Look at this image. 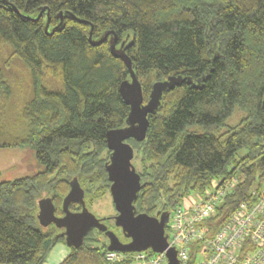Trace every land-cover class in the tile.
I'll return each instance as SVG.
<instances>
[{
    "label": "trees",
    "instance_id": "1",
    "mask_svg": "<svg viewBox=\"0 0 264 264\" xmlns=\"http://www.w3.org/2000/svg\"><path fill=\"white\" fill-rule=\"evenodd\" d=\"M60 12L65 25L52 31ZM91 26L93 39L113 30L119 43L133 41L127 53L144 102L158 80L193 79L164 93L143 141L128 139L143 183L137 212L171 214L191 193L234 175V191L202 223L213 234L241 202L256 199L252 188L264 187V0H0V51L8 46L33 82L11 127L5 117L12 91L0 66V148H31L41 166L0 179V264H43L65 242L54 224H39L42 197H51L60 215L73 177L88 207L110 192L106 133L126 124L130 108L119 85L129 70L108 40L89 42ZM236 110L239 122L218 133ZM107 245L93 229L59 264L130 262L108 261ZM200 245L191 244L190 264Z\"/></svg>",
    "mask_w": 264,
    "mask_h": 264
},
{
    "label": "water",
    "instance_id": "2",
    "mask_svg": "<svg viewBox=\"0 0 264 264\" xmlns=\"http://www.w3.org/2000/svg\"><path fill=\"white\" fill-rule=\"evenodd\" d=\"M42 11L46 7H42ZM49 15V11L47 12ZM72 18L79 22H87L78 19L75 15ZM59 23L52 28L55 31L58 27H64L63 12L58 14ZM47 22L45 29H48ZM93 27L89 30V42L92 45H99L108 40L111 54L120 58L129 70V78L123 80L119 85V92L122 99L129 105V113L126 124L123 127L114 128L106 133V144L110 150L109 160L105 164L108 179L110 180V194L117 214L114 216L115 226L121 227L122 233L129 238L122 241L119 236L107 228L104 218H98L93 214L85 201V190L77 177L69 181L70 189L62 201V215L56 214V206L51 197H42L38 201L37 219L41 226L54 224L65 238L69 246L80 247L84 242L86 234L93 228L105 233L108 238L107 249L119 252H139L151 249L155 252L165 251L167 264H179L177 252L168 243L166 226L170 219V212L163 211L159 216H153L146 212H137L135 200L143 187L141 176L133 163L134 148L128 139L143 141L146 138L150 126L149 115L154 114L159 108L163 95L181 86L184 82L193 83L190 76L170 75L166 79L153 83L149 99L144 102L142 84L132 67V60L127 49L133 41L119 43V36L113 30H107L99 38H92ZM195 83L198 86L200 83ZM79 203L81 210L72 211L70 205Z\"/></svg>",
    "mask_w": 264,
    "mask_h": 264
},
{
    "label": "built area",
    "instance_id": "3",
    "mask_svg": "<svg viewBox=\"0 0 264 264\" xmlns=\"http://www.w3.org/2000/svg\"><path fill=\"white\" fill-rule=\"evenodd\" d=\"M238 178L215 180L197 198L185 199L170 214L169 246L177 252L179 264H190L191 244L201 245L194 264H264V187L252 188L254 201H243L213 234L202 223L214 215L216 207L234 191ZM110 262L129 259L127 264H167L165 251L139 252L108 250Z\"/></svg>",
    "mask_w": 264,
    "mask_h": 264
},
{
    "label": "rangeland",
    "instance_id": "4",
    "mask_svg": "<svg viewBox=\"0 0 264 264\" xmlns=\"http://www.w3.org/2000/svg\"><path fill=\"white\" fill-rule=\"evenodd\" d=\"M11 49L4 45L0 51V66L7 76L11 88V98L7 106L6 123L13 127L15 119L19 118V110L32 96V77L28 68L22 61L10 55ZM44 79L52 85H57L59 78L47 74ZM59 87V86H58ZM243 113L236 110L225 122V126L219 129L218 133L224 132L227 127L236 125ZM41 166L37 163L34 152L31 148H0V179H12L27 173L39 170ZM137 168V167H136ZM197 198L196 193H191L188 199ZM89 210L98 218L115 213L110 192L105 193L101 198L95 200ZM113 223V220H110ZM70 246L59 241L49 252L43 264H59L68 256Z\"/></svg>",
    "mask_w": 264,
    "mask_h": 264
},
{
    "label": "flooded vegetation",
    "instance_id": "5",
    "mask_svg": "<svg viewBox=\"0 0 264 264\" xmlns=\"http://www.w3.org/2000/svg\"><path fill=\"white\" fill-rule=\"evenodd\" d=\"M111 195V194H110ZM112 198V197H111ZM112 202H113V200H112ZM114 204V203H113ZM81 210V209H80ZM116 210V209H115ZM73 211V210H72ZM56 214L59 216V213L58 212H56ZM117 214V211H115V213L114 214H112V215H109V216H106V217H104V219H105V224L107 225V228L108 229H110V230H113L118 236H119V238L122 240V241H128L129 240V238H127V237H125L124 235H123V233H122V229H121V227H116L115 226V219H114V216ZM60 215H62V214H60ZM110 220H113V223H111L110 222ZM51 225H53V224H50V225H48V226H51ZM48 226H46V227H48ZM44 227V226H43ZM93 229H97V228H93ZM93 229H91V230H93ZM90 230V231H91ZM98 230V229H97ZM103 232V231H102ZM58 234H59V231H58ZM103 235L105 236V233L103 232ZM106 237V236H105ZM106 239H107V241H108V238L106 237ZM109 242V241H108Z\"/></svg>",
    "mask_w": 264,
    "mask_h": 264
}]
</instances>
